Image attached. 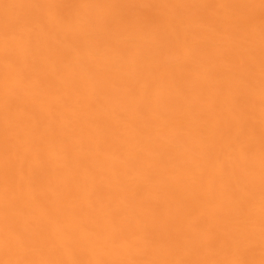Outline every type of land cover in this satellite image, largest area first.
<instances>
[{"label":"bare ground","instance_id":"obj_1","mask_svg":"<svg viewBox=\"0 0 264 264\" xmlns=\"http://www.w3.org/2000/svg\"><path fill=\"white\" fill-rule=\"evenodd\" d=\"M264 264L262 0H0V264Z\"/></svg>","mask_w":264,"mask_h":264},{"label":"snow or ice","instance_id":"obj_2","mask_svg":"<svg viewBox=\"0 0 264 264\" xmlns=\"http://www.w3.org/2000/svg\"><path fill=\"white\" fill-rule=\"evenodd\" d=\"M262 2H264V0H262ZM179 264H185V262H179Z\"/></svg>","mask_w":264,"mask_h":264}]
</instances>
